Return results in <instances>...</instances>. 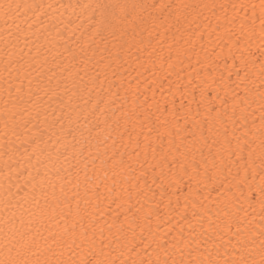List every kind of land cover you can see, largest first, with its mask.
Segmentation results:
<instances>
[{
	"label": "snow or ice",
	"instance_id": "1",
	"mask_svg": "<svg viewBox=\"0 0 264 264\" xmlns=\"http://www.w3.org/2000/svg\"><path fill=\"white\" fill-rule=\"evenodd\" d=\"M0 264H264V0H0Z\"/></svg>",
	"mask_w": 264,
	"mask_h": 264
}]
</instances>
